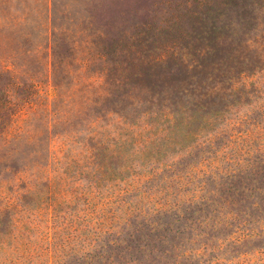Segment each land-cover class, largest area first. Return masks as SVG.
Listing matches in <instances>:
<instances>
[{
  "label": "rangeland",
  "instance_id": "1",
  "mask_svg": "<svg viewBox=\"0 0 264 264\" xmlns=\"http://www.w3.org/2000/svg\"><path fill=\"white\" fill-rule=\"evenodd\" d=\"M0 264H264V0H0Z\"/></svg>",
  "mask_w": 264,
  "mask_h": 264
}]
</instances>
